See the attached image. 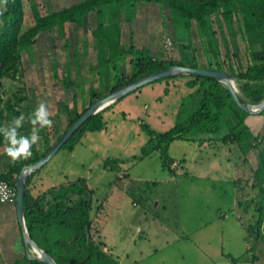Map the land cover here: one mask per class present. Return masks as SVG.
<instances>
[{
  "label": "rangeland",
  "instance_id": "rangeland-1",
  "mask_svg": "<svg viewBox=\"0 0 264 264\" xmlns=\"http://www.w3.org/2000/svg\"><path fill=\"white\" fill-rule=\"evenodd\" d=\"M83 1L23 0V31L34 25L35 10L47 16ZM143 5L148 7L127 8L119 20L111 11L95 10L82 25L69 23L41 33L29 52H21L19 65L0 75L3 126L46 102L53 126L41 130L33 145L39 154L46 152L70 128V109L83 113L111 95L118 81L125 84L134 76L131 45L157 60L186 59L203 69L221 67L230 76V69L239 73L253 63L239 12L231 19L222 11L212 15L210 45L211 37L195 21L186 28L182 19L174 22L168 7ZM111 45L116 56L125 55L111 60ZM194 77L165 78L115 101L101 111L102 130L87 132L73 148L63 147L37 173L44 177L42 190L68 179L87 182L95 237L124 264H264V193L253 188L258 149H241L215 141L212 133L192 130L188 137L193 141L169 146L173 162L168 170L162 152L153 148L158 134L186 122L200 107L203 92L189 85ZM231 81L246 103L264 102H252L242 91L244 81L233 76ZM257 116L249 114L245 121ZM247 121V127L254 126ZM30 130L26 121L20 134ZM0 140L1 157H7L2 135ZM4 166L0 160V173ZM122 169L128 173L124 180Z\"/></svg>",
  "mask_w": 264,
  "mask_h": 264
},
{
  "label": "trees",
  "instance_id": "trees-1",
  "mask_svg": "<svg viewBox=\"0 0 264 264\" xmlns=\"http://www.w3.org/2000/svg\"><path fill=\"white\" fill-rule=\"evenodd\" d=\"M138 3H154L168 7L174 22L182 19L186 28H189L195 21L201 33L211 37L210 45L213 44L215 35L213 24L210 21L212 15L222 11L226 18L231 19L233 13L239 12L244 19L245 30L251 41L253 63L244 70H240L239 73L233 69H230V72L233 77L245 82L241 86L242 91L253 98V103H260L264 100V84L263 86L257 84L259 81H264V0H85L47 16H41L35 10L33 13L35 23L26 31H23V0H2L0 75H4L19 65L21 52H29L41 33L56 27L64 29L69 23L82 25L83 19L95 10L98 14L111 11L114 18L119 20L127 8H134ZM116 54L115 45H111V60L125 55L121 53L116 56ZM130 54L134 57L135 74L128 83L123 84L118 81L111 93L170 67L199 68L186 59L180 62L154 59L148 50L138 51L132 45ZM217 69L225 71L221 67ZM189 85L199 86L198 90L203 92L200 107L186 122L177 124L163 134H158L156 145L153 147L162 152V162L165 168L170 170L173 162L167 155L171 143L178 140L193 141L188 137L192 130L203 131L206 134L212 133L215 135L213 137L215 141L224 144L235 143L241 149H244L243 146L248 147L249 150L258 149L263 140L258 139L259 136H253L245 124V119L249 114L236 105L227 86L217 80L200 77H194ZM238 96L241 102L246 103L247 100L240 93ZM83 113H78L74 108L70 109V126ZM261 115L264 117V111ZM102 117V112L92 116L64 147L73 148L87 132L102 130L105 125ZM3 121L4 112L1 111L0 127H4ZM19 132H21L20 129ZM154 134L155 132H151V135ZM51 148L39 154L37 146H33V156L27 160L21 159L15 164L9 162V157H1L0 152V160L5 165V171L0 173V180L16 188L17 179L25 166L38 163ZM33 173L27 179L24 199V217L31 239L56 264H122L106 250L103 241L95 237L96 232L90 215L92 191L87 182L79 179L69 185L51 188L34 197L30 189ZM254 177L253 188H259L264 193V149L259 152ZM261 209L264 217V204ZM25 261L27 264H44L27 256Z\"/></svg>",
  "mask_w": 264,
  "mask_h": 264
},
{
  "label": "water",
  "instance_id": "water-1",
  "mask_svg": "<svg viewBox=\"0 0 264 264\" xmlns=\"http://www.w3.org/2000/svg\"><path fill=\"white\" fill-rule=\"evenodd\" d=\"M178 75H192L200 78H211L217 80L225 85H227L232 98L236 105L242 109L244 112L253 115H261L264 111V102L259 105H251L248 103L241 102L238 93L235 89V86L229 82L232 79V76L225 72H221L214 69H203V68H191V67H170L165 70H161L151 74L150 76L143 78L139 81L128 85L115 93L107 96L101 101L93 104L89 109L86 110L80 116V118L72 125L70 128L61 136V138L57 141V143L50 149L47 155L42 158L35 165L26 166L19 178L16 182V190H17V200H16V209L19 222L23 229V238L26 247H31L36 250L41 256H36L35 259L43 262L44 264H56V262L44 251L42 250L30 237L28 233V229L26 227L25 217H24V199L26 192V183L27 179L31 173L37 171L42 168L48 162L52 160L54 156L69 142V140L74 136V134L84 125L86 121H88L92 116L100 113L102 110L106 109L108 106L112 105L115 101L137 91L140 87L145 85H149L156 81L170 78Z\"/></svg>",
  "mask_w": 264,
  "mask_h": 264
},
{
  "label": "crops",
  "instance_id": "crops-1",
  "mask_svg": "<svg viewBox=\"0 0 264 264\" xmlns=\"http://www.w3.org/2000/svg\"><path fill=\"white\" fill-rule=\"evenodd\" d=\"M143 4L144 3H138L133 9H135L138 5L148 7ZM147 5H152L150 6V8H156L159 6L162 7L161 5L154 3H148ZM248 119H251V123H249L248 125L251 124L254 125L248 127L251 133L255 137L260 136L259 134H263L264 137V117H262V115L261 116L259 115L255 118H248ZM247 120L245 122L248 123ZM263 149H264V143L262 142V144L258 147L257 155H259V152ZM246 162L248 164V161ZM42 169L43 167L36 171L35 173L36 176L33 177L31 182L30 189H31V194L34 197L43 194L44 192L48 191L51 188L58 187V185H53L51 188H48L47 190H42L39 188L44 181V177H39L40 174L37 173L39 171L42 172L43 171ZM123 175L125 176L123 177ZM121 176L122 179L124 180L126 179V177H128V173H126V171L122 169L120 171V176H119L120 179ZM70 183L71 181L70 179H68L65 185H69ZM106 250L110 252L107 248ZM26 256L30 259L32 258L30 257V252H28L27 247L25 246L24 243L23 229L18 219L16 203L0 204V264H27L25 261ZM120 262L122 263V261Z\"/></svg>",
  "mask_w": 264,
  "mask_h": 264
},
{
  "label": "clouds",
  "instance_id": "clouds-1",
  "mask_svg": "<svg viewBox=\"0 0 264 264\" xmlns=\"http://www.w3.org/2000/svg\"><path fill=\"white\" fill-rule=\"evenodd\" d=\"M51 115L47 103L41 101L33 113L28 116L21 113L6 126L0 127V135L3 136L5 143L4 154L9 157L10 163L15 164L21 159L31 158L33 145L41 139L40 131L53 126ZM26 121L31 125L30 133L21 135L19 129L23 127Z\"/></svg>",
  "mask_w": 264,
  "mask_h": 264
},
{
  "label": "built area",
  "instance_id": "built-area-1",
  "mask_svg": "<svg viewBox=\"0 0 264 264\" xmlns=\"http://www.w3.org/2000/svg\"><path fill=\"white\" fill-rule=\"evenodd\" d=\"M178 164L175 162L174 167ZM17 190L11 186L8 182L0 180V204L16 203Z\"/></svg>",
  "mask_w": 264,
  "mask_h": 264
},
{
  "label": "bare ground",
  "instance_id": "bare-ground-1",
  "mask_svg": "<svg viewBox=\"0 0 264 264\" xmlns=\"http://www.w3.org/2000/svg\"><path fill=\"white\" fill-rule=\"evenodd\" d=\"M230 83H232L231 80H229ZM33 250V253L36 255V256H41L39 253L36 252V250L32 249Z\"/></svg>",
  "mask_w": 264,
  "mask_h": 264
}]
</instances>
